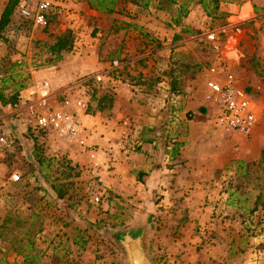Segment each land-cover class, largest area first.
I'll return each instance as SVG.
<instances>
[{
  "label": "rangeland",
  "instance_id": "374dc122",
  "mask_svg": "<svg viewBox=\"0 0 264 264\" xmlns=\"http://www.w3.org/2000/svg\"><path fill=\"white\" fill-rule=\"evenodd\" d=\"M49 1L47 29L16 4L0 30V263L30 250L38 264H126L109 235L139 225L153 264H264V0L235 24L228 11L241 0H119L114 14ZM190 13L201 27L185 26ZM67 32L72 49L56 60L50 48ZM217 61L256 105L249 136L215 124ZM63 62L85 73L50 87L47 106L68 97L85 148L35 127L26 107Z\"/></svg>",
  "mask_w": 264,
  "mask_h": 264
},
{
  "label": "built area",
  "instance_id": "2783aa9c",
  "mask_svg": "<svg viewBox=\"0 0 264 264\" xmlns=\"http://www.w3.org/2000/svg\"><path fill=\"white\" fill-rule=\"evenodd\" d=\"M51 2L41 0L30 5L26 0H20L16 5L17 13L23 19L29 21L35 28L45 30L50 25ZM206 39L213 44V48L219 50L216 45L217 37L214 32L206 34ZM118 62L115 61L114 65ZM207 87L214 96L216 108L215 124L227 134H241L249 136L258 121V112L253 99L244 89H239L233 74L223 68L219 61L208 69ZM97 81L101 77H96ZM54 93L46 80H39L35 86V98L29 107V113L35 118L34 126L42 131L53 132L62 137L69 144L87 147L86 137L73 113L69 111L71 102L68 97L60 104V108L54 110L47 106L48 99ZM38 106L35 108V105ZM80 106V103H75ZM83 106V105H81ZM25 107V108H26ZM39 107L44 109L39 111ZM4 139L1 138L0 141ZM17 175L12 176L13 181H18Z\"/></svg>",
  "mask_w": 264,
  "mask_h": 264
},
{
  "label": "trees",
  "instance_id": "16d2710c",
  "mask_svg": "<svg viewBox=\"0 0 264 264\" xmlns=\"http://www.w3.org/2000/svg\"><path fill=\"white\" fill-rule=\"evenodd\" d=\"M118 1L119 0H87V2L90 4V6L93 9L103 14L116 13V6H117ZM133 1H136V0H133ZM138 1H140V6L146 9L148 8L151 0H138ZM17 3H18V0H9L0 18V30L3 29L9 23L10 15L12 14L13 8ZM174 3H176V1L172 0L171 4H174ZM202 7L205 8L204 5H202ZM178 8L180 9V11H182V13L179 14V18L185 17L188 12L186 7L183 5H179ZM208 14H210V12H208ZM72 45H73V40L70 37V33L67 32L66 34H63L57 38L54 45L51 46L50 51L56 55V60H59L63 53H67L72 49ZM4 100H5V97L3 95V91L0 90V103L3 104ZM17 254L22 255L23 261L21 262V264H38L39 263L37 254H32L30 250L27 253H24L22 250H19L17 251ZM0 264H5V263H0Z\"/></svg>",
  "mask_w": 264,
  "mask_h": 264
},
{
  "label": "crops",
  "instance_id": "0c3cea01",
  "mask_svg": "<svg viewBox=\"0 0 264 264\" xmlns=\"http://www.w3.org/2000/svg\"><path fill=\"white\" fill-rule=\"evenodd\" d=\"M242 4L241 5H230V10L228 11V20L230 21L229 23L231 24H235L238 23L239 20H246L247 18H241L243 11H245V9H249L250 13H252L253 15V6L251 4V0H241ZM248 14L244 15L245 17ZM250 18V17H249ZM184 24L186 25H191V27H195V28H199L201 27L198 22H195L193 20V16L191 15V13L188 15V17L186 18V20H184ZM231 25H229L228 27H230ZM225 27L224 31L226 33H230L232 32V29ZM68 57H66L67 59ZM64 63L62 65H60L58 68L55 69H48L46 71H44V74L47 76V79L49 80V84L50 87L53 89H62V90H67V86L68 84L71 82L73 83L74 81H76V78L79 77V74L82 73L81 75H84L85 73V68H81L80 70H66ZM72 88H77V87H71ZM72 91V90H71ZM75 93V91H74ZM73 93V94H74ZM179 140V138L177 139Z\"/></svg>",
  "mask_w": 264,
  "mask_h": 264
},
{
  "label": "water",
  "instance_id": "95a60500",
  "mask_svg": "<svg viewBox=\"0 0 264 264\" xmlns=\"http://www.w3.org/2000/svg\"><path fill=\"white\" fill-rule=\"evenodd\" d=\"M120 250L126 264H153L147 254L145 229L142 226H130L109 235Z\"/></svg>",
  "mask_w": 264,
  "mask_h": 264
},
{
  "label": "bare ground",
  "instance_id": "6f19581e",
  "mask_svg": "<svg viewBox=\"0 0 264 264\" xmlns=\"http://www.w3.org/2000/svg\"><path fill=\"white\" fill-rule=\"evenodd\" d=\"M243 16L248 14L247 16H251L250 10L249 9H245V11H243Z\"/></svg>",
  "mask_w": 264,
  "mask_h": 264
}]
</instances>
